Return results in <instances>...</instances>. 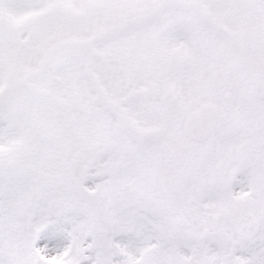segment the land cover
<instances>
[{
	"label": "snow or ice",
	"instance_id": "1",
	"mask_svg": "<svg viewBox=\"0 0 264 264\" xmlns=\"http://www.w3.org/2000/svg\"><path fill=\"white\" fill-rule=\"evenodd\" d=\"M0 264H264V0H0Z\"/></svg>",
	"mask_w": 264,
	"mask_h": 264
}]
</instances>
